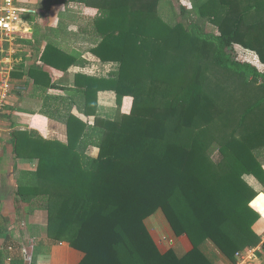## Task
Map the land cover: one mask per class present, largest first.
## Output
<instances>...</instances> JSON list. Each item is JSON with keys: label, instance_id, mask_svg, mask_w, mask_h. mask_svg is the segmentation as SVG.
<instances>
[{"label": "trees", "instance_id": "1", "mask_svg": "<svg viewBox=\"0 0 264 264\" xmlns=\"http://www.w3.org/2000/svg\"><path fill=\"white\" fill-rule=\"evenodd\" d=\"M66 2L94 11L79 29L100 39L93 53L118 68L104 78L74 76L83 115L94 121L68 114L65 143L10 133L14 157L35 161L17 186L16 209L45 212L48 243L81 252L79 264H213L200 250L205 241L233 262L259 245L264 220L244 176L264 186V0H196L217 35L164 21L166 0ZM39 61L63 71L74 63L52 44ZM102 91L116 96L111 120L96 115ZM124 97L132 99L128 114ZM252 206L264 209V196ZM158 210L188 251L158 250L145 226Z\"/></svg>", "mask_w": 264, "mask_h": 264}, {"label": "crops", "instance_id": "2", "mask_svg": "<svg viewBox=\"0 0 264 264\" xmlns=\"http://www.w3.org/2000/svg\"><path fill=\"white\" fill-rule=\"evenodd\" d=\"M16 6L27 31L19 35L14 44L0 43V80L7 79L11 87L8 101L0 114V246L14 247L11 264H79L83 257L81 252L65 242L48 243L45 212L35 210L30 214H21L16 209L17 186L24 183L22 177L25 172L34 170L35 161L14 157L10 133L27 131L46 140L65 143L68 114L93 125L94 118L83 115L84 100L79 93L83 88L74 87V76L104 78L115 71L113 67L117 63L101 61L93 53L100 39L83 33L87 18L94 14L92 9L65 0H26ZM47 44H52L67 59L73 58L74 63L65 71L43 66L39 60ZM12 74L16 75L12 77ZM45 74L51 79L49 84H46ZM80 83L83 85L85 82L81 80ZM131 103L130 97L122 99L123 114L130 112ZM116 110L114 92L97 94L98 117L111 120ZM86 155L96 158L98 149L89 147ZM247 178L250 181H245L258 193L257 197L260 194L264 196V186L251 176ZM253 201L251 207L264 220V209L253 207ZM257 224L260 230L264 228V222ZM145 226L161 253L173 249L181 255L190 249L188 239L175 236L160 210L145 220ZM163 238L172 239L174 244L170 246L162 241ZM23 249L27 250L26 256L22 254ZM35 250L41 258L34 256ZM200 250L213 264H234L209 241H205ZM6 256L7 253L3 252L0 264H6ZM257 264H263L262 260Z\"/></svg>", "mask_w": 264, "mask_h": 264}, {"label": "built area", "instance_id": "3", "mask_svg": "<svg viewBox=\"0 0 264 264\" xmlns=\"http://www.w3.org/2000/svg\"><path fill=\"white\" fill-rule=\"evenodd\" d=\"M20 3V0H2V7L0 8V43H15L19 35L26 33L27 29L23 27V23L19 16V9L16 4ZM11 87L7 79L0 80V114L2 113L9 95ZM163 242H166L170 246L174 244L172 239L163 238ZM264 241V233L262 234L261 242L259 245L245 250L239 251L235 254L234 264H257L258 256L262 252V242ZM0 251L6 252L5 263L11 264L13 261L14 247L0 246ZM24 256L27 255V250H21Z\"/></svg>", "mask_w": 264, "mask_h": 264}, {"label": "rangeland", "instance_id": "4", "mask_svg": "<svg viewBox=\"0 0 264 264\" xmlns=\"http://www.w3.org/2000/svg\"><path fill=\"white\" fill-rule=\"evenodd\" d=\"M25 1L26 0H20V3H25ZM198 1H201V0H198ZM195 2L196 0H166V3L164 4L162 10L160 11L161 17L164 21L172 25L177 22L183 23L184 25L193 23V24H196L203 33L217 35V30L214 26L208 23L207 20H204L198 17L195 11ZM232 50L233 52H235V54L236 52H242L241 48L238 46H234ZM247 54L254 62L257 60L256 59L257 57L254 54H250V53H247ZM237 59L238 60H248L249 58H246V56H243V55L242 56L238 55ZM117 68H118V65H116V67H113L115 71L117 70ZM256 154L260 155L261 151H258V153ZM244 180L250 181V178H247V176H244ZM34 256H39V252L35 250ZM257 260L258 262L262 260V252L259 254Z\"/></svg>", "mask_w": 264, "mask_h": 264}]
</instances>
